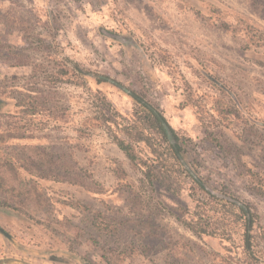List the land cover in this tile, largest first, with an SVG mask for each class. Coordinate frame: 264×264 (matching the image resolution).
Wrapping results in <instances>:
<instances>
[{"label": "rangeland", "instance_id": "obj_1", "mask_svg": "<svg viewBox=\"0 0 264 264\" xmlns=\"http://www.w3.org/2000/svg\"><path fill=\"white\" fill-rule=\"evenodd\" d=\"M62 58L158 106L194 143L208 187L251 204L264 228V195L253 192L247 178V170L255 172L264 191V0H0L1 111H15L22 89L51 96L54 118L39 119L38 135L47 136L41 142L92 190L46 183L45 207L0 206V228L9 237L0 234V261L224 264L230 256L228 244L178 224L174 216L192 208L187 192L174 197L144 184L102 128L84 127L104 107L96 91L116 115L131 117L134 104L123 89L97 85L92 77L90 92L45 84ZM17 62L40 71L33 76L30 66H9ZM235 109L238 117L230 114ZM118 166L126 180L116 179ZM66 199L80 206L63 204ZM98 223L116 225L105 231ZM261 242L264 247V232Z\"/></svg>", "mask_w": 264, "mask_h": 264}, {"label": "trees", "instance_id": "obj_2", "mask_svg": "<svg viewBox=\"0 0 264 264\" xmlns=\"http://www.w3.org/2000/svg\"><path fill=\"white\" fill-rule=\"evenodd\" d=\"M11 56L19 57L13 53ZM9 66H30L33 76L40 71L39 65L28 62L12 63ZM89 77L94 78L97 85L108 83L123 89L132 100L134 110L131 117L121 118L112 112L104 96L96 91L93 96H101L104 107L97 110L96 116L84 121V127L102 128L129 165L140 173L144 184L152 189L158 185L174 197L187 192L192 208L181 209L174 216L176 221L196 237L217 238L228 244L227 252L230 256L224 260V264H264V247L261 242L264 228L256 210L247 202L208 187L201 172L203 163L196 156L194 143L189 138L180 136L169 125L158 106L142 95L122 88L108 76L85 70L68 58L54 62L45 84H72L90 92L87 84ZM213 84L222 91H228L217 82ZM47 94H50V90ZM227 96L232 99L230 95ZM50 98L39 89H22L20 97L14 100L13 113H2L0 108V116L5 119L0 123V197H5L0 206L15 211H25L31 206L41 209L49 202L44 186L46 183H67L92 191L86 182L78 181L79 175L72 165L62 162L60 157L50 155L47 144L41 142L47 136L38 135L42 133L39 119L54 118ZM2 106L3 101L0 99V107ZM230 114L238 117L239 112L235 109ZM198 117L203 125L202 116ZM207 133L210 134L206 129ZM210 142L222 150L217 140ZM247 171L251 190L264 195L262 188L257 187L260 183L256 180V173L250 169ZM115 177L126 180L127 175L118 166ZM123 187H130V184L124 183ZM97 192L100 190L95 191ZM74 202L73 199H66L63 204L75 208L80 206L79 202ZM96 214L102 217L100 212ZM94 219L98 221L97 218ZM98 224L105 231H114L116 225ZM234 255L237 256L233 257Z\"/></svg>", "mask_w": 264, "mask_h": 264}, {"label": "water", "instance_id": "obj_3", "mask_svg": "<svg viewBox=\"0 0 264 264\" xmlns=\"http://www.w3.org/2000/svg\"><path fill=\"white\" fill-rule=\"evenodd\" d=\"M0 234L5 236L6 238H9L8 235L1 228H0ZM0 264H19V263L12 262V261H0Z\"/></svg>", "mask_w": 264, "mask_h": 264}]
</instances>
